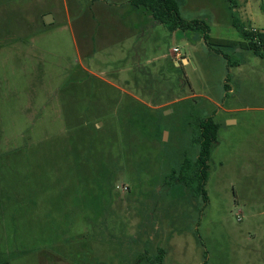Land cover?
Here are the masks:
<instances>
[{
  "label": "rangeland",
  "instance_id": "1",
  "mask_svg": "<svg viewBox=\"0 0 264 264\" xmlns=\"http://www.w3.org/2000/svg\"><path fill=\"white\" fill-rule=\"evenodd\" d=\"M178 3L210 39L155 24L124 60L129 0H0V261L73 264L66 242L89 238L85 264L159 247L164 264H264V58L232 22L264 31V0ZM197 117L220 124L206 206L170 180L198 155Z\"/></svg>",
  "mask_w": 264,
  "mask_h": 264
},
{
  "label": "trees",
  "instance_id": "2",
  "mask_svg": "<svg viewBox=\"0 0 264 264\" xmlns=\"http://www.w3.org/2000/svg\"><path fill=\"white\" fill-rule=\"evenodd\" d=\"M130 2L137 8L148 10L158 24L165 25L172 32L190 31L193 33H201L204 41L207 42L210 39V31L206 21L202 19L185 20L181 16L178 0H130ZM232 22L233 26L239 31L240 36L248 41L246 47L256 56L264 58V31H259L258 34H255L246 26L237 24L236 20ZM228 64L229 66L232 65L231 61ZM229 76L227 80H229ZM225 89L226 91L231 90L228 84H225ZM144 118L146 119V117ZM137 121L138 118L132 122L136 124ZM194 124L197 131L196 142L199 146L198 155L193 162L185 157L178 171L174 170L170 174V180L175 183H183L184 186L190 188L193 196L202 198L206 206L208 203V193L205 188L209 171L208 162L210 161L215 139L219 134L220 124L212 117H197ZM88 239L85 238L80 241L76 238V241H80L84 245L83 251L79 252L78 255H76L75 249L71 248L72 242L67 241L66 246H69L67 252L70 251V253H65L62 257L73 258V264H85L84 262L88 260V247L90 246V239ZM58 251L59 249L55 243L48 245L47 252L44 253L49 255V263L53 261L55 256H59ZM142 258H145L151 264H164L165 249L159 247L157 253L152 258L143 256ZM10 261L11 259L3 260L0 261V264L10 263Z\"/></svg>",
  "mask_w": 264,
  "mask_h": 264
},
{
  "label": "crops",
  "instance_id": "3",
  "mask_svg": "<svg viewBox=\"0 0 264 264\" xmlns=\"http://www.w3.org/2000/svg\"><path fill=\"white\" fill-rule=\"evenodd\" d=\"M129 3L131 6H133L129 0ZM136 10L133 11H126L125 13H122V18H123V25H122V32L119 37L117 38L118 40L115 41V43L111 44L114 45L113 47L116 46L117 44V51L120 53L122 59L128 60L129 57L132 55L131 58L138 59L140 57V54L145 51L147 52L149 50V46L144 45V37L148 32H151V27L155 24H158L156 21L155 23H149L147 25V30L146 32L143 33V30L145 29V25L142 22L144 17H148V15L145 16L144 14V8H137L133 6ZM132 10V9H131ZM149 14V13H148ZM153 17V16H152ZM139 38V39H138ZM148 39V38H146ZM145 39V43H147L149 40ZM151 40V39H150ZM91 41V40H90ZM85 44V43H84ZM110 45V43H109ZM110 45V46H111ZM95 50V49H94ZM94 53L96 51H93ZM126 55V57H125ZM124 57V58H123ZM158 59V58H156ZM189 60V58L187 57ZM127 71V68L125 69ZM10 264V263H6Z\"/></svg>",
  "mask_w": 264,
  "mask_h": 264
},
{
  "label": "built area",
  "instance_id": "4",
  "mask_svg": "<svg viewBox=\"0 0 264 264\" xmlns=\"http://www.w3.org/2000/svg\"><path fill=\"white\" fill-rule=\"evenodd\" d=\"M251 31L254 32L255 34L259 33V30L255 29V28L252 29ZM174 51L179 52L178 48H175Z\"/></svg>",
  "mask_w": 264,
  "mask_h": 264
},
{
  "label": "water",
  "instance_id": "5",
  "mask_svg": "<svg viewBox=\"0 0 264 264\" xmlns=\"http://www.w3.org/2000/svg\"><path fill=\"white\" fill-rule=\"evenodd\" d=\"M45 20H46V23H50L52 21V17L46 16Z\"/></svg>",
  "mask_w": 264,
  "mask_h": 264
}]
</instances>
